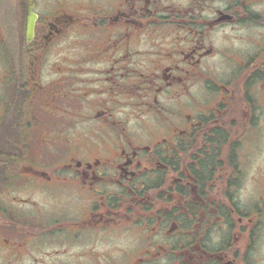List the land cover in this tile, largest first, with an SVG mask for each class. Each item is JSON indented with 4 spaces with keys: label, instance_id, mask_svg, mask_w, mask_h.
Instances as JSON below:
<instances>
[{
    "label": "flooded vegetation",
    "instance_id": "af4514ba",
    "mask_svg": "<svg viewBox=\"0 0 264 264\" xmlns=\"http://www.w3.org/2000/svg\"><path fill=\"white\" fill-rule=\"evenodd\" d=\"M263 141L264 0H0V190L75 196V264H264Z\"/></svg>",
    "mask_w": 264,
    "mask_h": 264
},
{
    "label": "rangeland",
    "instance_id": "374dc122",
    "mask_svg": "<svg viewBox=\"0 0 264 264\" xmlns=\"http://www.w3.org/2000/svg\"><path fill=\"white\" fill-rule=\"evenodd\" d=\"M261 159H264V141L260 150ZM21 189H3L0 190V206L6 208L15 221L25 222L34 226H44L48 232L40 237L20 234L0 228V262L7 261H27L33 255L42 256L43 260L49 262H61L65 264H75L79 262L77 256L82 253L90 256L92 261L97 260V254L86 248L88 245L97 244L95 234H89V229H84L83 238L75 237V231L68 228V220L77 218L82 210L80 201L75 196L64 197L62 185L59 184L54 190H49L51 195L39 205H24L18 201L21 197ZM5 217H0L2 220ZM57 230H65L66 233L61 236L51 233V227ZM7 227V225H5ZM115 230H107L103 233L105 237ZM116 232L115 234H117ZM69 237V238H68ZM21 240L24 246L31 253L25 258H18L16 242ZM68 240V242H67ZM66 241V242H65ZM68 247L70 251L64 252ZM73 250V251H71ZM60 251V252H59Z\"/></svg>",
    "mask_w": 264,
    "mask_h": 264
},
{
    "label": "water",
    "instance_id": "95a60500",
    "mask_svg": "<svg viewBox=\"0 0 264 264\" xmlns=\"http://www.w3.org/2000/svg\"><path fill=\"white\" fill-rule=\"evenodd\" d=\"M32 28H33V22H32V19H31L30 23H29V27H28L29 34H31V32H32Z\"/></svg>",
    "mask_w": 264,
    "mask_h": 264
}]
</instances>
